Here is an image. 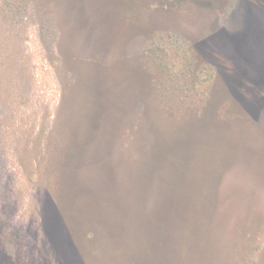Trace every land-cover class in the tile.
Listing matches in <instances>:
<instances>
[{"label":"rangeland","instance_id":"1","mask_svg":"<svg viewBox=\"0 0 264 264\" xmlns=\"http://www.w3.org/2000/svg\"><path fill=\"white\" fill-rule=\"evenodd\" d=\"M0 264H264V0H0Z\"/></svg>","mask_w":264,"mask_h":264}]
</instances>
